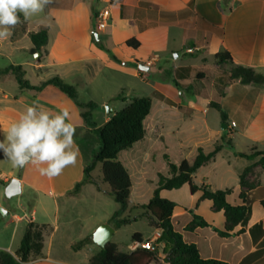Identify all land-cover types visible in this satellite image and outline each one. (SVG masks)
Wrapping results in <instances>:
<instances>
[{"label": "crops", "instance_id": "0c3cea01", "mask_svg": "<svg viewBox=\"0 0 264 264\" xmlns=\"http://www.w3.org/2000/svg\"><path fill=\"white\" fill-rule=\"evenodd\" d=\"M93 4H96L97 15L103 9L110 10L111 19L105 30H98L97 19L93 23L91 12ZM25 22L26 33L15 39L10 37L11 49L13 53L26 50L30 56L35 57V60H26L11 66H21L25 79L32 86H40L56 77L74 86L78 93L79 90L85 93L88 87L93 85L96 88V97L88 95L87 100H81L92 101L99 106L92 113V117L96 111H102L111 100L123 98L131 85V79L144 80V73L138 67L140 64L148 65L150 70L153 69L156 76L163 80L177 81L181 87L190 85L193 78L205 79L206 76H203L200 70L213 73L218 69L221 73L220 68L227 69L226 64L251 67L264 75V0H54V3L44 10L43 18L36 22L37 31H30V21ZM42 28L48 30L49 37L41 59L38 60L36 59L38 55H33L31 51L32 42L27 48H22L20 43L24 38H29L30 32H38ZM95 31L99 33L100 38L96 43L93 39ZM130 40H136L139 46L137 48L128 46L127 42ZM190 43H193L194 49L186 47ZM189 50L193 52L189 53ZM223 52L231 55L232 62L221 64L217 61L216 55ZM197 53H200L201 57L197 56ZM188 55L194 57L191 63L184 65L179 62L182 56ZM207 55L213 56L215 60L211 68L206 69L204 64L202 69L192 63L196 60L206 63ZM112 56L119 61L113 60ZM7 70L3 74L12 77L14 88L0 89V103H3L0 106V127L7 129L18 119L26 106L42 105L53 111L67 108L76 126V134L83 139L93 135L90 132L91 128L82 118L83 110L67 95L54 86H48L39 93L21 91L15 76ZM7 79H2L3 85L7 86L9 81ZM217 80L221 81V76H218ZM156 92L163 95L164 99L155 97ZM152 96L165 104L160 107V111L165 114L163 113L160 118H151L147 126L145 121L144 140L119 156L132 181L129 206L135 185L141 186L145 168L149 162H154V150L164 140L163 132L166 126L164 119L168 121L175 110L188 117L197 112L205 113L208 108L212 109L211 102L215 101H204L199 97L197 102H191L183 107L158 90H155ZM218 98L220 100L218 104L227 118L228 140L233 143L242 139L247 148H250L246 154L251 153L254 148L263 150L264 87L243 85L240 81H235ZM167 100L172 102V105ZM108 110L109 114L108 111L98 113L99 123L92 120L96 128L104 126L117 112L116 109ZM149 117L150 115L147 119ZM234 119L240 120V123H236ZM233 123L236 124L235 127ZM234 128H239V131ZM148 130L151 131L150 138ZM224 132L214 131L206 139H202L194 129L193 144L179 142L171 149L166 147L161 156L163 159L167 156L172 162L169 152L175 151L179 165L185 160L193 162L199 149L210 153L217 146H224L212 161L197 171L193 181L196 185L206 186L211 191L231 189L232 194L227 200L233 206L247 207L245 221L232 231H227L224 212H215L211 201L201 200L202 193L193 196L188 184L177 190V193L190 192L189 200L184 204L180 203L176 194L172 195V192L167 190L162 191L161 196L165 199L168 195L173 196L170 201L176 203L179 210L174 213L172 224L185 242L198 247L203 258L229 264H264V170L261 166L254 167L246 177L248 185L242 187L240 175L255 162L241 158L240 153H237L233 154L234 157L244 162L237 173L236 183L231 185L226 180L215 183L205 173L210 167L217 165L218 157L227 153L225 149L231 146V143L225 146ZM143 142L145 144L141 146ZM75 143L80 152L76 165L65 168L58 177L52 179L46 177L48 193L43 196L37 183L31 185L36 194L31 215L28 216L27 213L21 216L14 215L16 226L8 245H0L1 249L15 254L28 222L32 221L44 226V247L42 254L33 258L30 264H89L91 258L101 252L102 248L93 241V235L102 224H109L116 211L104 223L99 219L95 223L91 222L96 218L94 213L98 212L103 201L101 195L107 194L105 190L96 186L97 182L85 185L75 196L68 195L75 185L83 180L86 166L80 142L75 139ZM74 171L76 174L72 178ZM165 176H168V173ZM11 178L4 176L1 180L9 184ZM21 180L23 187L25 180ZM92 186L96 187L95 191L87 190ZM139 192L142 193L141 188ZM242 192L245 195L244 199L240 198ZM152 197L153 195L149 198ZM147 203L134 204L131 208H140ZM81 208L87 211L84 213ZM85 214L90 218L83 223L81 218ZM196 217L203 220L206 226L198 225L189 229ZM128 218L132 222L136 221V217ZM148 221L149 233L142 231L134 233L139 234L143 242L154 241L159 234L161 235L159 230L150 225L149 218ZM22 224L18 237L17 229ZM9 225L6 223L5 227ZM111 226L115 230L114 234L124 227ZM86 239L88 242L81 249L72 248L74 244ZM142 243L131 242L126 252L120 251L115 243L112 244H115L122 253H132L142 249ZM158 248L157 258L149 264H170L165 262L166 255L162 252V245H158Z\"/></svg>", "mask_w": 264, "mask_h": 264}, {"label": "trees", "instance_id": "16d2710c", "mask_svg": "<svg viewBox=\"0 0 264 264\" xmlns=\"http://www.w3.org/2000/svg\"><path fill=\"white\" fill-rule=\"evenodd\" d=\"M91 12L94 23L98 16L96 4H93L91 7ZM20 19L21 23L12 30L13 39L26 33L25 19L22 16H20ZM28 36L33 44V49L31 50L33 55L40 54L42 56L43 49L48 43V30L42 28L38 32H30ZM93 39L96 43V38L93 37ZM127 45L137 48L139 43L136 40H130L127 42ZM40 59L41 57L38 60ZM112 59L119 61L115 56H112ZM216 59L221 64L232 62L231 55L227 52L217 54ZM7 72L13 73L21 91L30 90L39 93L48 86H54L83 110L82 118L85 124L91 128V134L98 137L100 145L93 154L92 162L84 168L83 180L77 183L68 195L75 196L80 193L85 185L96 183L92 177V171L97 164H100L102 180L107 185V190L105 191L119 205V210L114 213L109 224L120 228L131 223V219L124 218L123 216L129 208L132 181L128 170L119 161V156L122 152L131 149L135 144L144 140L146 134L145 121L152 110L151 98L131 99L104 126L96 128L95 123L92 121V113L99 106L92 101H81L79 93L74 86L66 84L58 77L40 86H32L25 79V73L21 66H10ZM229 77L231 80L240 81L243 85L252 84L257 87H264V75L251 67L232 66V70L229 71ZM173 83L178 88H182L177 81L173 80ZM154 96L164 99V96L158 92ZM167 102L172 105V102L169 100ZM211 107L220 113L223 124H227L226 115L220 105L216 101H212ZM223 148L224 146H217L210 153L199 149L193 162L185 160L179 165L172 163L167 156L165 157L169 167L168 176L159 175L153 197L147 204L140 207L146 211V215L151 221L150 225L161 232L156 244L162 245V252L166 255L165 262L170 264H229L220 260L205 259L201 256L196 245L185 242L183 236L172 224L173 215L179 210V207L176 203L161 196V192L164 190H178L188 184L193 196H196L197 193H202L201 200L211 201L215 212H224L225 228L227 231H232L242 224L246 219L248 209L246 206H233L228 202L227 198L232 194L231 189L211 191L208 187L198 186L193 181V177L197 171L212 161ZM239 157L246 158L250 162H255L240 175L241 186L246 187L248 185L246 177L253 171L254 167L261 166L264 170V149L259 150L258 148H254L249 154L240 153ZM7 185L8 183L0 180V189L5 188ZM240 198H245L244 192L241 193ZM195 205L197 206V201ZM198 225L206 226V223L196 217L190 224L189 229ZM43 229L44 226H40L32 221L28 222L20 247L15 254L0 248V264H30L33 258L39 257L44 247ZM87 242L88 239L83 240L74 244L72 248L74 250L81 249ZM132 242L142 243L143 240L139 234H136L132 237ZM158 254V250L150 251L143 248L132 253H122L115 244L108 243L98 255L91 258L89 264H149L157 258Z\"/></svg>", "mask_w": 264, "mask_h": 264}, {"label": "rangeland", "instance_id": "374dc122", "mask_svg": "<svg viewBox=\"0 0 264 264\" xmlns=\"http://www.w3.org/2000/svg\"><path fill=\"white\" fill-rule=\"evenodd\" d=\"M23 17V14H19ZM44 12L34 15L30 19V31H37L36 22L43 18ZM31 44V41L28 37L24 38L20 45L22 48H27ZM186 47H190L194 49L193 43L188 44ZM201 57L200 53L196 54ZM36 59H39L41 55L36 56ZM174 56H171V58ZM193 56H182L179 60L180 63H184V65H188L191 63ZM207 62L203 63L200 60H196L192 63H195L197 67H201L204 69V64H206V69L211 68L214 64V57L211 55L206 56ZM26 60L34 61L35 57L29 55L26 50H20L16 52H12L10 45V38L4 41H0V89L4 87L6 90H11L14 88L12 77L8 74H3L6 69H8L11 65H18ZM186 60V61H185ZM184 61V62H183ZM227 69H222L221 73L217 69L213 73L205 70L202 72L203 76H206L205 79L202 78H193L190 82V85H185L182 88H178L172 81L163 80L159 78L154 73V70H150L144 73V80L139 79H131V85L127 89V93L123 95V98H116L111 100L108 104L104 106L102 111H96L94 113L92 120L94 122L99 123L98 113L99 112H107L109 109H116L117 112H120L125 105H127L131 99L134 97L143 98L149 97L152 100V111L150 117L146 120V126L150 122L151 118H160V116L165 112L160 111V107L165 105L160 100L154 98L152 93L155 90L162 92L165 96L170 98L179 106H188L191 102H197L200 97L204 101H212L215 100L219 103V96L222 95L228 87L233 84L235 81L231 80L229 77V71L232 70V66L226 64ZM224 71V72H223ZM213 74V75H212ZM9 76V77H8ZM218 76H221V81L217 80ZM8 78V84L3 85L2 79ZM5 90V91H6ZM96 88L92 85L89 86L87 91L80 92L79 97L81 100H87L86 97L92 96L96 97L95 94ZM1 99V95H0ZM3 103H0L2 106ZM172 116H169V120L164 122L166 123L165 130L163 132L164 140L161 141L157 147L155 148V160L154 162H149L145 168V174L141 181V186L138 187L136 184L133 196L131 198V205L128 210L124 214V218L136 217L135 222H131L126 226L120 228L114 236L111 238L110 243H115L119 250L122 252L127 251V246L132 242V237L136 231H142L143 233H149V221L146 215V211L142 208H131L134 204H144L149 201V197L153 195V191L157 185L159 175H167L169 171L168 163L165 159L162 158L161 152L164 151L166 147L171 149L173 145L182 142L186 145H191L195 142L194 129L199 134V137L202 139H206L209 134L214 131L223 130V122L221 115L215 109L208 108L207 111L197 112L191 117L184 115L178 110H175ZM235 120V119H234ZM236 123H240V120H235ZM228 124V123H227ZM226 124V125H227ZM179 128V129H178ZM5 127H0V139H3L6 133ZM234 130L239 131V128ZM224 144L227 147L230 144L229 130H224ZM151 131L148 130V137L150 138ZM86 138V140H85ZM81 137L79 134H76L75 139L80 142L81 149L84 153V162L85 165H88L93 160V154L99 148V139L96 135H91L88 137ZM145 143L143 142L141 146ZM227 153H223L218 157L217 165L210 167L205 173L209 176L212 181L215 183H219L222 180H226L228 184L236 183L237 173L244 161L241 159H236L233 154L237 153H248L250 148H247L246 143L239 139V141H235L231 143V146H228L226 149ZM174 151V150H173ZM170 155L172 157V162L178 165L176 152H172L170 150ZM228 154V155H227ZM119 161L122 163L121 159ZM123 164V163H122ZM124 165V164H123ZM75 171L72 174V178L75 177ZM8 176L12 177L11 179H18L22 182L21 179L25 180V184L22 187V194L11 199L6 197L5 188L0 189V245H8V240L11 237L14 227L16 226V220L14 219V215H24L27 213L28 216L31 215V210L33 204L35 202V192L31 188V185L37 183L41 188V196L48 193V184L46 181V176L40 175V173L32 166H25L24 168H16L13 167L11 162L4 158L2 152H0V180L2 177ZM93 179L98 183L96 186L100 187L103 190H107V185L102 180V171L101 165L97 164L92 171ZM84 178V175H83ZM142 189V193L139 192V189ZM87 190L95 191L96 187H89ZM173 194H176L180 199V203L184 204L189 200L190 192H180L177 193V190L169 191ZM172 195H168V200H171ZM103 198L102 203L98 208V212L94 213L95 219L91 222L95 223L97 219L100 221H107L109 217H112V214L115 211L119 210V205L115 202L114 198L104 194L101 195ZM82 207H84L82 205ZM86 208V207H85ZM81 211L84 213L87 209L81 208ZM63 213V212H62ZM61 213V214H62ZM90 217L87 214L82 216L83 223L89 219ZM9 223L8 227H5V224ZM25 224V223H23ZM20 225L18 230V237L20 236V231L22 228ZM106 224V223H105ZM103 225V224H102Z\"/></svg>", "mask_w": 264, "mask_h": 264}, {"label": "clouds", "instance_id": "9594fccd", "mask_svg": "<svg viewBox=\"0 0 264 264\" xmlns=\"http://www.w3.org/2000/svg\"><path fill=\"white\" fill-rule=\"evenodd\" d=\"M54 0H0V41L12 36V30L25 20L44 12ZM76 126L70 111L26 106L0 139V152L13 167H34L49 179L60 176L65 168L75 166L80 156L75 143Z\"/></svg>", "mask_w": 264, "mask_h": 264}, {"label": "water", "instance_id": "95a60500", "mask_svg": "<svg viewBox=\"0 0 264 264\" xmlns=\"http://www.w3.org/2000/svg\"><path fill=\"white\" fill-rule=\"evenodd\" d=\"M93 34L94 37L96 38V41L99 42L100 41L99 33L95 31ZM138 67L143 72L150 71V67L148 65L140 64ZM108 114H109V110H108ZM226 129H227V125L223 124V130ZM5 194L6 197L9 199L21 195L22 194L21 181L18 179H12L9 182V184L5 187ZM114 232L115 230L110 224H103L94 233L93 241L103 249L106 247L108 243H110V240Z\"/></svg>", "mask_w": 264, "mask_h": 264}, {"label": "built area", "instance_id": "2783aa9c", "mask_svg": "<svg viewBox=\"0 0 264 264\" xmlns=\"http://www.w3.org/2000/svg\"><path fill=\"white\" fill-rule=\"evenodd\" d=\"M111 19V14H110V10L108 8L103 9L101 11L98 12V16H97V28L99 31L105 30L108 26H109V21ZM192 50H189V53H192ZM236 124L233 123V127H235ZM160 238V234L156 237V239L154 241L149 240L147 242H143L141 244V247L143 249L146 250H150V251H157L158 245L156 244L157 240Z\"/></svg>", "mask_w": 264, "mask_h": 264}]
</instances>
